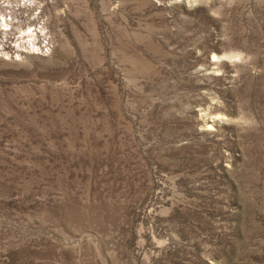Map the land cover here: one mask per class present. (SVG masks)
<instances>
[{"label":"rangeland","instance_id":"rangeland-1","mask_svg":"<svg viewBox=\"0 0 264 264\" xmlns=\"http://www.w3.org/2000/svg\"><path fill=\"white\" fill-rule=\"evenodd\" d=\"M35 1L48 55L0 34V264H264V0Z\"/></svg>","mask_w":264,"mask_h":264},{"label":"bare ground","instance_id":"bare-ground-1","mask_svg":"<svg viewBox=\"0 0 264 264\" xmlns=\"http://www.w3.org/2000/svg\"><path fill=\"white\" fill-rule=\"evenodd\" d=\"M11 2H12L11 0H0V14H1V12L4 13V17L2 19L4 23L2 25L4 27H6V28L9 25V30L0 28V34L6 35V36L8 35V36L15 37L14 38V42L17 43L18 46H20L23 43L22 40L25 37L30 38L31 41H33V43H35L34 41H36L39 36L43 35L44 39L40 40L39 43H41V42H43V40L47 39V42L50 45V52H51V49L53 48L52 41L50 40L51 38H50L49 34L46 32V30H44L43 24H41L40 26H37V24L34 23L35 19H34V17H31V16L35 15V14H33V13L32 14H27V10H24L23 12L20 11V13L18 12V8H19V4L20 3L24 2L22 4V7H23V9H28V10H31V9L36 10L35 8L38 7L39 4L35 0H23V2L21 0H17L15 5L12 4ZM34 5H35V8L32 7ZM5 10H7V11H11L12 10V13H13V17H11V21L12 22H7L6 21L5 17L8 16V14L5 12ZM20 10H22V9H20ZM1 16L2 15H0V17ZM31 20H32V22H31ZM25 23H26V25H24ZM30 23L32 25H30ZM23 26H28L27 28L28 29L31 28V30L29 32H27V29L25 27L23 28ZM218 119L219 118L216 117L215 115L211 116V117H208L207 121H205V123H204L205 127L207 128V130L211 129L212 128L211 126H213V124L216 121H218Z\"/></svg>","mask_w":264,"mask_h":264},{"label":"built area","instance_id":"built-area-1","mask_svg":"<svg viewBox=\"0 0 264 264\" xmlns=\"http://www.w3.org/2000/svg\"><path fill=\"white\" fill-rule=\"evenodd\" d=\"M3 21V20H1ZM25 44L27 45V49H29L30 51L32 49H35L34 53H38L40 55H48L50 53V45L47 42V39L43 40V42L41 43H33V41L31 40H26Z\"/></svg>","mask_w":264,"mask_h":264}]
</instances>
